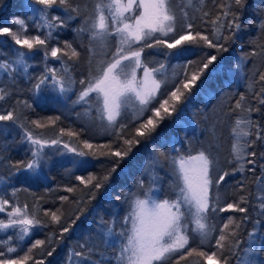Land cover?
<instances>
[{
  "label": "snow or ice",
  "instance_id": "obj_1",
  "mask_svg": "<svg viewBox=\"0 0 264 264\" xmlns=\"http://www.w3.org/2000/svg\"><path fill=\"white\" fill-rule=\"evenodd\" d=\"M92 3L94 10L90 15H83L80 6H73L72 0H34V3H28L27 7L32 11V18L36 21L34 25L36 29H47V31L43 34V38L41 35L29 38L25 35L26 22L20 18L13 19V23L19 26L16 31L10 30L9 27L0 28V34H8L16 45L21 46L20 49L13 50L14 60L0 62V73L12 77L13 73L23 69V72L27 74L30 67L27 57L33 54V50L42 51L45 60L51 56L61 62L64 67L61 72H57L54 68H47V71L38 77L33 85L36 93L51 82L53 89L61 96H65L74 91L75 85L79 84L81 87L73 105L87 106L85 114H88L94 103L99 118L102 121L106 120L109 126L117 125L118 117L132 108L134 118L141 122L135 128L134 136L123 140L124 145L128 146L127 150L109 153L111 156L123 159L131 152L132 145L140 142L136 137L151 135L159 122L177 111V105L182 102V98L187 99L185 93L191 91L204 70L217 59L216 55L208 56L207 61L198 67L197 71L191 74L185 72L184 79L178 84L173 80L174 90L167 93V98L158 99V95H163L162 87L169 86V80L163 63L159 67L148 66V62L143 58L145 50L163 46L167 49H177L175 53L167 55L179 56L188 52V49L181 46L202 42L208 48L216 49L218 53L227 51L225 44L246 27L241 22L246 0H219V2L212 0V4L219 10L211 20L208 19L211 12L205 10L208 0H126V2L125 0H92ZM36 5L42 7H36ZM54 7L60 8L65 15L63 17L52 15L51 11ZM189 7L194 12L201 13L199 17L201 22L210 24V29L203 33L193 32L195 27L193 21L197 17L189 15L186 10ZM84 8L86 12L87 4ZM134 9L140 10L138 15L134 13ZM78 17L81 18L82 23L76 31L87 33L89 37V73L87 77L77 81L70 74L64 56H68L71 60L78 59L80 54L67 41L64 42L63 49L49 48L48 44L56 39L54 32L67 27L69 21ZM257 27L260 34H264V19L258 22ZM22 36H24L23 39ZM165 37L169 39H164ZM67 50H71L70 55ZM250 57H264V44H257L244 59ZM138 69L143 71L139 79ZM257 73L258 78L251 79L248 85L249 89L254 90L252 99L257 101V106L249 103L247 97L241 93L234 107L229 110V114L238 113L231 127V159L228 160V163L235 164V167L221 171L219 154L214 155L211 150L212 145H209L207 150L201 148L195 154L189 151L186 155L178 154L171 157L172 175L175 177L171 192L175 194V198L163 200L152 198V193L159 191L158 188H154L160 179L155 174L147 189H144L143 180L139 181V188L144 190L131 193V211L123 220L124 225L130 223L131 227H123L117 233L114 231V221L111 223L101 221V239L104 244L119 248L114 257L116 264H171L177 254L179 257L176 259V264L193 254L202 257L203 264H230L233 258L235 264H264V249L260 246L264 244V238L257 236L259 230L255 226L261 223L259 218L255 221L253 231L249 233V241L246 242L245 248H241V241L237 238L241 224L233 216H228L219 229V235L215 239L217 251L209 254L189 247L190 239L195 238L199 239L201 245H210L213 234L217 232L216 225L209 223L210 214L229 211L248 212L247 208L241 207L242 204L249 202L247 195H241L237 201L228 202L222 206L226 197L221 195L220 186L222 182L227 183V177L236 173L244 174L246 171L255 173L256 171L257 153L249 149L254 148L258 141L264 143V125L252 118V113L261 111L259 105H264V72L254 71L253 77H257ZM257 86H259L258 90H256ZM11 95L10 90L0 87V102L6 101ZM20 103L17 101V104ZM23 103L30 107L26 101ZM154 103L158 104V107H152ZM149 112L151 115L142 120L144 114ZM19 120L20 115L17 109L5 110L0 107V121L17 123ZM53 123L55 121L51 118L48 124L31 121L35 129L46 128ZM20 127L24 129V140L30 145L31 159L27 162L19 161L12 167L17 173L24 170L30 174H37V170L50 159V154L45 150L53 146L58 147L62 141L58 136L48 137L44 133L29 130L23 124H20ZM125 127L126 125L119 124L121 131ZM214 129L215 125L212 134L214 139H218ZM0 131H6V129L0 128ZM65 134L76 135L70 131L65 133L61 129L60 135ZM215 146L219 148L218 143ZM63 148L77 157L95 156V152L70 147L68 143H63ZM83 148L92 149L93 145L85 141ZM160 156L167 158L165 153H157L147 167L154 170L160 163L158 158ZM261 156L264 157V153H261ZM71 163L82 167L87 161L72 160ZM246 165H253V167L246 168ZM112 171H115V167ZM261 172L264 173V165H261ZM109 175L102 179L89 176L87 182L83 177H77V179L87 184H91L96 179L94 187L98 189L102 186V181L109 179ZM256 183L257 200L260 201L256 205L257 216L264 217V180L261 176L256 177ZM238 186L242 191L244 183L238 182ZM66 190L73 191L72 188ZM61 199L66 200L67 197ZM8 204V199L0 196V213L6 211ZM51 219L59 223L61 217L51 213ZM249 219L247 215L243 218L244 221ZM39 224L41 221L36 218L35 211L30 214L28 205L25 204L22 207L13 206L11 211L7 212V222L0 219V230H17L18 240L23 241L25 237L30 236V230ZM192 225L194 227H191ZM68 231V228H64L61 237L63 232ZM10 241L11 237L6 241H0V264H27L31 259L28 254L19 259L12 258L11 254L17 253L20 249L11 246ZM44 243L43 240H36L28 252ZM80 247L85 248V245ZM185 249H187L186 252L182 251ZM93 250V247H88L86 252L77 251L74 256L80 261L91 260L92 264H102L107 257L101 254L100 261H97L90 255ZM51 254V252L48 253V255ZM258 255L262 256L260 260H257ZM35 264H43V261L37 260Z\"/></svg>",
  "mask_w": 264,
  "mask_h": 264
},
{
  "label": "trees",
  "instance_id": "obj_2",
  "mask_svg": "<svg viewBox=\"0 0 264 264\" xmlns=\"http://www.w3.org/2000/svg\"><path fill=\"white\" fill-rule=\"evenodd\" d=\"M28 3H34V0H0V28L9 27L10 30L16 31L19 26L13 23V19L20 18L26 22L27 37L41 35L43 38L47 29H36L34 26L36 21L32 18V11L27 7ZM72 4L79 5L83 15H90L94 10L92 0H72ZM85 4H87L86 12ZM36 7L42 6L36 5ZM205 10L211 12L208 18L211 20L219 9L212 4V0H208ZM51 14L61 17L65 15L57 7L52 9ZM189 15L197 17L193 21L195 25L193 32L203 33L210 29V24L201 22L199 18L201 13L190 10ZM262 19H264V0H246L241 15V22L246 27L225 44L227 51L218 53L216 49L208 48L202 42L181 46L188 49V52L179 56L167 55L175 53L177 49H167L163 46L145 50L143 58L146 61L147 57L152 55L156 56L154 63L164 61L169 66L165 71L169 86L162 87L163 95H158V99L167 98V93L174 90L173 80L178 84L184 79L185 72L191 74L197 71L198 67L207 61L208 56L216 55L217 59L204 70L191 91L185 93L187 99L182 98V102L177 105V111L159 122L151 135L136 137L140 142L134 143L131 152L123 159L111 156L109 153L127 150L128 146L124 145L123 140L134 136L135 128L139 126L140 120H127L121 117L117 125L108 126L106 121L99 118L94 103L88 114H85L87 106L73 105L81 87L79 84L75 85L74 91L65 96H61L54 90L51 82L43 86L39 93L34 91L33 85L37 78L47 71V68H54L57 72L62 71L64 65L61 62L51 56L45 60L42 51L33 50V54L27 57L30 65L27 74L23 72V69L13 73L12 77L0 73V87L12 92L6 101L0 102V107L5 110L15 108L20 115L17 123L0 121V128L6 129V131H0V196L9 201L6 211L0 213V219L7 222V212L11 211L13 206L22 207L27 204L29 213L35 211L36 218L41 221V224L30 230V236L25 237L23 241L18 240L17 230H0V241H6L11 237V246L20 249L17 253L11 254L12 258L19 259L28 254L31 259L27 264H35L37 260H42L43 264H92L91 260L80 261L74 253L86 252L88 247H93L94 250L90 254L93 259L100 261L103 254L107 259H104L102 264H116L114 257L119 248L104 244L101 239V221L110 223L114 221V231L117 233L123 227L129 228V224L124 225L123 220L130 210L131 193L147 189L154 174L160 178L154 185V188L159 189L156 199L175 198V194L171 192V185L175 180L172 176L171 157L178 154L186 155L189 151L195 154L197 150L201 148L207 150L209 145H212L213 154H219L221 171L235 167V164L230 165L228 160L231 159V127L238 113L229 114V110L234 107L241 93L247 97L249 103L257 106V101L252 99L254 90L249 89L248 85L251 79L258 78V73L257 77H253L254 71L264 72V57H250L246 60L244 58L256 48L257 44H264V34H260L257 27ZM81 23L82 20L79 17L69 21L67 27L53 33L56 39L48 44L49 48L63 49L64 42L67 41L80 54L78 59L71 60L68 56H64L70 74L77 81L87 77L89 73V37L87 33L76 31ZM21 38L23 39L24 36ZM20 47L8 34H0V62L14 60L13 50ZM67 51L70 55L71 50ZM190 61L192 63H189ZM173 63L176 64L171 70ZM148 66L151 68L150 63ZM17 101L21 103L17 104ZM25 101L30 107L23 103ZM152 107H158V104L154 103ZM259 107L261 111L252 113V118L264 125V105ZM149 115H151L150 112L145 113L141 119H147ZM50 118L55 123L49 124L46 128L35 129V126L31 124V121L48 124ZM20 124L29 130L44 133L48 137L58 136L62 141L58 147L53 146L45 150L50 154V159L37 170V174H30L24 170L17 173L12 167L19 161L27 162L31 159L30 145L24 140V129L20 127ZM119 124L126 125L123 131L119 128ZM214 125L218 139H214L212 134ZM61 129L65 133L70 131L76 135L61 136ZM85 141L92 144L93 148L84 149ZM63 143L86 152H95V156L77 157L74 153L67 152L63 148ZM217 143L219 148L215 146ZM253 150L257 153L255 173L247 171L244 174L236 173L227 177V183L222 182L220 186L221 195L226 197L222 206L228 202L237 201L241 195H247L249 202L242 204L241 207L247 208L248 212L229 211L210 214L209 223L215 224L217 228L210 245H201L199 239L195 238L190 239L189 247L209 254L217 251L215 239L228 216L235 217L241 224L237 237L241 241V248L247 246L249 233L253 231L258 218L261 223L255 225L259 230L257 236L264 238V217L257 216L258 208L256 207L260 202L257 200L256 177L261 176L264 180V173L261 172V165H264V157L261 156V153H264V143L258 141L254 148L249 149V151ZM161 152L165 153L167 158L158 157L160 163L155 166V169L148 168L149 162ZM72 160H82L87 163L80 167L72 164ZM113 167L115 171H112ZM251 167L253 165H246V168ZM106 175H109V179L102 181V186L98 189L94 187L96 179L91 184L81 183L77 179V177H83L87 182L89 176L102 179ZM141 180L144 182V189L139 188L138 182ZM241 181L244 183L242 191L238 186V182ZM68 188H72L73 191H67ZM14 191L15 196H13ZM62 197L67 199H61ZM141 198L145 197L141 196ZM51 213L61 217L59 223L52 221ZM246 215L250 219L244 221L243 218ZM64 228H68L69 231L63 232L61 237ZM36 240H43L45 243L29 253L28 249ZM81 245H85V248H81ZM260 246L264 249V244ZM182 251L186 252L187 249ZM49 252L52 254L48 255ZM178 257L179 254L173 258L171 264H176ZM261 258L262 256H257V260ZM179 264H203V258L193 254L180 260ZM230 264H235L234 258Z\"/></svg>",
  "mask_w": 264,
  "mask_h": 264
},
{
  "label": "rangeland",
  "instance_id": "obj_3",
  "mask_svg": "<svg viewBox=\"0 0 264 264\" xmlns=\"http://www.w3.org/2000/svg\"><path fill=\"white\" fill-rule=\"evenodd\" d=\"M125 2H126V0H125ZM188 12L191 10H193L192 8H187L186 9ZM137 11H138V13H137ZM139 11L140 10H135L134 9V13L136 14V15H138L139 14ZM164 39H167L166 37L164 38ZM155 57L156 56H149V57H147V62L148 63H150L151 64V67H159V65L161 64V63H163L164 65H165V70L164 71H166V68L168 67L169 68V66L167 65V62H164V61H161V62H155L154 63V60H155ZM175 64L176 63H173V65H172V67L170 68L171 70L172 69H174V66H175ZM169 73H171L170 71H169ZM142 75H143V71H142V69H138L137 70V77H138V79L139 78H141L142 77ZM121 117H124L125 119H127V120H135V118H134V113H133V109L132 108H129V109H127L126 110V112L121 116ZM121 117H118V121L121 119ZM104 121H106V120H104ZM107 122V121H106ZM107 124V123H106ZM108 125V124H107ZM109 126V125H108ZM173 176V175H172ZM174 177V176H173ZM175 178V177H174ZM157 191H154L153 193H152V198L153 199H156V197H157ZM131 211V208H130V210H129V212ZM131 227V224L129 223V228ZM191 227H194V225H192Z\"/></svg>",
  "mask_w": 264,
  "mask_h": 264
}]
</instances>
